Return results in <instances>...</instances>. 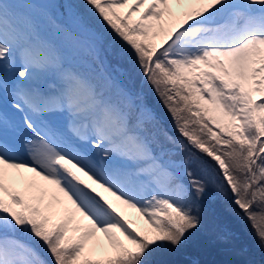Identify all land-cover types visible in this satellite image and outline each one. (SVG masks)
Listing matches in <instances>:
<instances>
[{"label": "snow or ice", "instance_id": "6c2138e0", "mask_svg": "<svg viewBox=\"0 0 264 264\" xmlns=\"http://www.w3.org/2000/svg\"><path fill=\"white\" fill-rule=\"evenodd\" d=\"M83 8L0 0V264H153L202 226L197 152L264 248V0Z\"/></svg>", "mask_w": 264, "mask_h": 264}, {"label": "trees", "instance_id": "16d2710c", "mask_svg": "<svg viewBox=\"0 0 264 264\" xmlns=\"http://www.w3.org/2000/svg\"><path fill=\"white\" fill-rule=\"evenodd\" d=\"M81 7H83V0L79 2V8ZM93 23L97 24L96 21H93ZM104 35L106 38L111 37L119 41L120 48L126 47L114 34L105 31ZM159 122L166 127L162 119L159 118ZM196 155L200 158L201 153L197 152ZM195 162L192 163V166L196 165ZM208 177L213 184L216 183L213 181L212 175ZM222 189L226 192L228 191L226 187ZM225 198H228L229 205L227 206V209H229L227 215H223L219 210L213 209L212 203L207 200L206 193L202 198L205 212L201 214L204 215L201 216L202 226L195 230L193 235L186 241L189 242L193 239V248L191 250H186L182 247L170 248L173 251L174 249L180 251L188 264H193V259L197 257L202 258L204 262L195 261V264H264V255L261 257L259 252L260 245L253 222L233 203L230 196ZM258 207V205H253L252 211L260 212L261 208ZM245 233H248L249 236L245 235ZM195 241L200 243V245L195 243ZM257 245L259 246V251L256 248ZM166 251L170 252V250ZM186 254L188 258L185 257Z\"/></svg>", "mask_w": 264, "mask_h": 264}, {"label": "rangeland", "instance_id": "374dc122", "mask_svg": "<svg viewBox=\"0 0 264 264\" xmlns=\"http://www.w3.org/2000/svg\"><path fill=\"white\" fill-rule=\"evenodd\" d=\"M46 2H49V0H46ZM50 2L55 4L59 11H63V8L66 7L67 4H69V3L75 5L77 8H79L80 0H50ZM79 9L82 12L85 11L83 7L79 8ZM93 21H95V20H92V22ZM96 23H97V21H96ZM105 31L108 33H111V31H109V30H105ZM111 34H113V33H111ZM105 38H106V36H105ZM106 39L108 41L110 48L120 49V45H119V42L117 40H114L111 37L106 38ZM126 83L128 84L129 87H132L137 91H141L143 93L144 102L156 113V115H158L159 117L161 116L162 118L167 119L169 125L175 128L174 122H173L171 116L169 115L167 109L165 108V106L162 103L159 96L156 94V92L154 90H152L151 86L148 89L141 87L140 86L141 83L138 86H136V81H135L134 75L129 80H126ZM164 129H165V127H164ZM174 131H176V130H174ZM175 137L180 138L178 136V133L177 134L175 133ZM180 139H182V138H180ZM185 143H186V141H185ZM173 150H178V149H173ZM177 155L180 156L181 158H184V159L188 158L186 154H182V153H180V151H179V153H177ZM193 162L196 163L195 166H192L193 169L197 172L198 175H200L204 179V181L206 183V188L211 190L212 186H213V182L208 176L211 175V171H214V173L216 175V179L220 178V174L217 170V165L213 161H211L210 158L206 157L203 154H201V157L198 161L193 160L192 163ZM223 194H224V189L216 187L214 192H213V197L209 200V202L212 203L213 209L219 210L220 213H222L223 215H227V212L229 211V209H227V206H229V205H228V198H225V197L230 196L231 199L233 200V194L231 193L230 189H228V191L224 195ZM200 205L203 206V200H201ZM258 208H261V206H259ZM127 216L130 219L137 221V223L140 226L146 227V225H144L143 220L139 218V214L136 213L134 210H131V209L127 210ZM245 235H248V233H245ZM195 243H198V242L195 241ZM252 243H253V245H255L254 242H252ZM198 244L200 245V243H198ZM181 247L186 249V250H191L193 248V239H191V241H189V242H185ZM181 247H179V248H181ZM256 248L259 251L258 245L256 246ZM166 250H170V252H167ZM259 252L261 253V257H262L264 255V248L260 247ZM260 253H259V255H260ZM185 257L188 258V255L186 254ZM195 261H197L199 263L204 262V260L202 258H198V257L193 259V264ZM153 264H188V263H187V261L184 260L182 253L180 251H177L175 249L173 251V249L168 247V248L159 249L156 251V253L153 256Z\"/></svg>", "mask_w": 264, "mask_h": 264}]
</instances>
